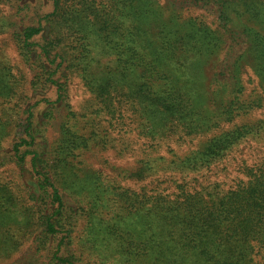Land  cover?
Here are the masks:
<instances>
[{
	"label": "trees",
	"instance_id": "trees-1",
	"mask_svg": "<svg viewBox=\"0 0 264 264\" xmlns=\"http://www.w3.org/2000/svg\"><path fill=\"white\" fill-rule=\"evenodd\" d=\"M0 35V264H264V0H0Z\"/></svg>",
	"mask_w": 264,
	"mask_h": 264
},
{
	"label": "rangeland",
	"instance_id": "rangeland-1",
	"mask_svg": "<svg viewBox=\"0 0 264 264\" xmlns=\"http://www.w3.org/2000/svg\"><path fill=\"white\" fill-rule=\"evenodd\" d=\"M2 36L0 35V48H2L3 52L8 56V58L11 60V62L15 61V54L14 49L8 42H2ZM74 95H75V101H80L82 99L81 89L77 87V84L75 85L73 89ZM5 173L4 169L0 170V174L3 175Z\"/></svg>",
	"mask_w": 264,
	"mask_h": 264
}]
</instances>
